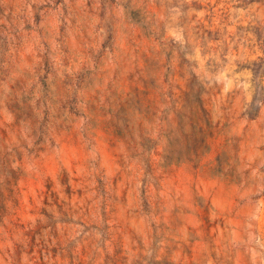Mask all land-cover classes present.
<instances>
[{"label": "rangeland", "instance_id": "obj_1", "mask_svg": "<svg viewBox=\"0 0 264 264\" xmlns=\"http://www.w3.org/2000/svg\"><path fill=\"white\" fill-rule=\"evenodd\" d=\"M0 264H264V0H0Z\"/></svg>", "mask_w": 264, "mask_h": 264}]
</instances>
